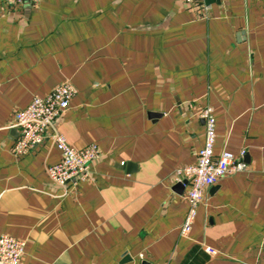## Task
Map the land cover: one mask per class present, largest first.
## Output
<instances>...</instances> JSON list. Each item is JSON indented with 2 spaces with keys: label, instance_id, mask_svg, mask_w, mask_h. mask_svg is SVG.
<instances>
[{
  "label": "crops",
  "instance_id": "obj_1",
  "mask_svg": "<svg viewBox=\"0 0 264 264\" xmlns=\"http://www.w3.org/2000/svg\"><path fill=\"white\" fill-rule=\"evenodd\" d=\"M64 80L69 106L15 154L14 111ZM205 105L215 153L244 149L246 168L205 188L182 234L175 169L196 160ZM52 129L97 143L87 178L49 177ZM1 233L25 240L18 264H264V0L0 3Z\"/></svg>",
  "mask_w": 264,
  "mask_h": 264
},
{
  "label": "built area",
  "instance_id": "obj_2",
  "mask_svg": "<svg viewBox=\"0 0 264 264\" xmlns=\"http://www.w3.org/2000/svg\"><path fill=\"white\" fill-rule=\"evenodd\" d=\"M24 0H0V3H22ZM197 3L203 0H187ZM77 87L69 80L56 84L44 95L34 94L29 103L13 114L11 125L18 129V136L12 145L15 154H23L41 143L49 128H52L55 119L69 106L71 98L76 94ZM199 115L204 120V141L196 151V160L175 169L179 179L185 178L188 182L185 197L188 208L181 224L180 231L187 234L197 213V206L202 201L205 188L219 178L234 174L246 168L243 158L245 150L239 154L227 148L215 153L216 138L215 116L213 107L205 105L200 108ZM51 139L60 150V159L47 166V174L57 183H76L89 175L91 162L99 156V147L96 142L85 146L71 145L65 135L52 129ZM25 240L8 233L0 234V264H18L24 252ZM209 252L217 249L205 246Z\"/></svg>",
  "mask_w": 264,
  "mask_h": 264
},
{
  "label": "water",
  "instance_id": "obj_3",
  "mask_svg": "<svg viewBox=\"0 0 264 264\" xmlns=\"http://www.w3.org/2000/svg\"><path fill=\"white\" fill-rule=\"evenodd\" d=\"M207 2H209V1H211V0H206ZM142 264H150V263H148V262H146V261H142Z\"/></svg>",
  "mask_w": 264,
  "mask_h": 264
}]
</instances>
